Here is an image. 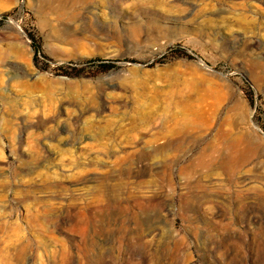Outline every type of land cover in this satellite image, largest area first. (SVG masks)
Returning a JSON list of instances; mask_svg holds the SVG:
<instances>
[{
	"label": "rangeland",
	"instance_id": "rangeland-1",
	"mask_svg": "<svg viewBox=\"0 0 264 264\" xmlns=\"http://www.w3.org/2000/svg\"><path fill=\"white\" fill-rule=\"evenodd\" d=\"M0 19V264H264V0Z\"/></svg>",
	"mask_w": 264,
	"mask_h": 264
},
{
	"label": "trees",
	"instance_id": "trees-1",
	"mask_svg": "<svg viewBox=\"0 0 264 264\" xmlns=\"http://www.w3.org/2000/svg\"><path fill=\"white\" fill-rule=\"evenodd\" d=\"M6 13L2 15L5 16ZM1 23V19H0ZM31 38V43L34 48L35 54H34V60L36 61L38 55L40 54V48L37 42L35 41L34 37L32 35H29ZM183 56H186L188 58H193L194 56L189 53H183ZM131 62H134L135 60H130ZM117 67V63L115 61L111 60H104L98 57H91L87 58L82 62H71L65 66H63V72L68 76H84V75H96L101 72H105L111 69H114Z\"/></svg>",
	"mask_w": 264,
	"mask_h": 264
}]
</instances>
